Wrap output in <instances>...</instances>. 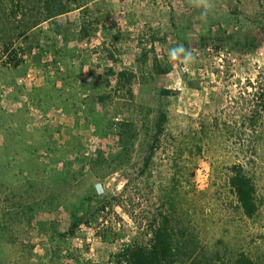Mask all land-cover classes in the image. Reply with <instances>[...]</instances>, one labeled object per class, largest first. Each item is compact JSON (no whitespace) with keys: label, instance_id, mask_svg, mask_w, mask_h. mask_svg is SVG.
Wrapping results in <instances>:
<instances>
[{"label":"rangeland","instance_id":"1","mask_svg":"<svg viewBox=\"0 0 264 264\" xmlns=\"http://www.w3.org/2000/svg\"><path fill=\"white\" fill-rule=\"evenodd\" d=\"M213 3L205 22L189 0H74L0 33V264H114L163 216L200 264H264V0Z\"/></svg>","mask_w":264,"mask_h":264},{"label":"trees","instance_id":"2","mask_svg":"<svg viewBox=\"0 0 264 264\" xmlns=\"http://www.w3.org/2000/svg\"><path fill=\"white\" fill-rule=\"evenodd\" d=\"M55 1V0H54ZM31 0H0V33H5L10 27L7 25L15 21L17 23L10 30L25 34L39 26L42 22L49 20L52 16L63 15L70 12V4L74 0H66L65 5L61 1L52 2L46 0L48 15L42 17L37 13L33 21L26 19L28 6ZM33 3V0H32ZM30 3V4H32ZM34 4V3H33ZM21 15L20 19L18 18ZM25 17H24V16ZM15 28V29H14ZM2 30V31H1ZM9 46L4 47L5 54L10 55ZM264 100V95H262ZM230 187L243 215L253 218L258 212L256 185L249 173L246 171L245 163L233 165L228 177ZM168 216H163L151 231V238L147 244H134L122 248L113 256L114 264H200L199 252L189 240L178 238L174 226ZM78 226L77 220L72 218L70 232ZM182 235V234H181ZM207 264H259L244 253L225 262Z\"/></svg>","mask_w":264,"mask_h":264},{"label":"clouds","instance_id":"3","mask_svg":"<svg viewBox=\"0 0 264 264\" xmlns=\"http://www.w3.org/2000/svg\"><path fill=\"white\" fill-rule=\"evenodd\" d=\"M189 3L201 10L200 19L202 21H207L209 13L214 8L213 0H189ZM168 57L172 61L180 60L185 65L193 64L196 60L195 55L189 49H185L183 45H177L174 48L169 49Z\"/></svg>","mask_w":264,"mask_h":264}]
</instances>
